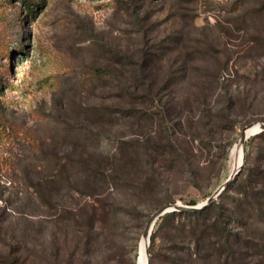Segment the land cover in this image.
I'll return each instance as SVG.
<instances>
[{
  "label": "rangeland",
  "instance_id": "374dc122",
  "mask_svg": "<svg viewBox=\"0 0 264 264\" xmlns=\"http://www.w3.org/2000/svg\"><path fill=\"white\" fill-rule=\"evenodd\" d=\"M236 1L0 0V264H139L155 210L202 203L230 176L241 128L264 121V50L251 48L245 29L264 28V21H245ZM184 64L222 73L231 91L210 98L211 111L220 114L212 132V118L204 117V128L203 112L192 108L181 117L189 141L180 145L184 157L166 146L151 165L144 145L158 131L159 104L167 98L160 78ZM195 72L182 84L190 100L198 97ZM150 84L156 99L146 102ZM122 85L137 88L136 98L122 94ZM229 94L249 110L226 113ZM133 109L140 115H126ZM186 117L199 137L189 133ZM249 138L245 162L248 150L264 144ZM79 155L108 158L112 176L88 174ZM64 158L74 161L57 174ZM242 169L231 183L240 182ZM68 205L80 226L56 220ZM164 238L157 236L155 252L165 248Z\"/></svg>",
  "mask_w": 264,
  "mask_h": 264
},
{
  "label": "trees",
  "instance_id": "16d2710c",
  "mask_svg": "<svg viewBox=\"0 0 264 264\" xmlns=\"http://www.w3.org/2000/svg\"><path fill=\"white\" fill-rule=\"evenodd\" d=\"M234 5L236 10L243 13L245 21H264V0H237ZM245 27L247 32L252 34L251 48L258 47L264 50V37L260 34L261 31H264V28L254 25L252 26L253 32H249L247 25ZM168 49L170 48L166 49V53L170 51ZM152 58L150 55L148 61L151 62ZM146 67L140 69L145 71ZM197 70L200 76L198 80L200 81L194 84V87L198 91V97L190 100L187 96L184 97L182 84L194 71L197 75ZM122 74H118L117 77L122 79ZM221 76L222 73L204 67H191L187 64L179 68L171 67L163 72L160 81L167 91V98L159 104L160 110L157 113L158 131L147 133L146 140L150 145H144V149L149 156V164L154 165L157 153L166 146L173 147L178 155L184 157V154L180 151V145L189 144V141L185 137L186 132L183 130L181 117L185 116L187 111L192 108H197L201 113L203 112L198 117V124L203 125L204 128L206 127V123L203 122L204 117H208L209 120L212 118L209 131H213L214 118L219 117L220 114H214L211 111L209 107L210 98L219 89H222L226 94L229 93L232 85L230 78H224L223 80ZM134 87L136 88V86ZM120 89L122 94L136 98L137 88L131 90L130 87L122 85ZM143 91L144 101L153 102L156 99L155 84L146 86ZM239 106L242 110H249L229 94L227 104L223 110L232 115L236 113L235 110L240 109ZM138 111L135 110L126 115L138 116L140 115L137 113ZM185 123H187L188 131L192 133L193 138L200 136L201 130L194 128L192 119L186 117ZM256 138L264 139V130L251 135L249 142L251 143ZM80 157L77 158V164L82 165L85 163L88 168L87 171H89L88 174L102 178L112 176L108 170L115 168L108 158L93 162L89 157ZM67 158H64V162H61L57 167V172L55 171L57 174L67 173V169L70 167L69 164L74 161H70L67 165ZM243 170H245V173L239 183H237L236 178L233 183H230L222 191L219 198L202 209L197 211H169L158 219L151 234V264H159V261L162 264H191V258H194V256L206 258L213 255H217L220 259L219 264H264V227L260 226V223L264 222V144L259 145L256 152H253V150L247 151ZM235 184L239 188L234 194H231ZM225 196L229 199L227 200ZM190 203L196 204L195 201ZM61 214L60 219H56L58 222L66 223L67 221L68 224L70 223V227L79 225L77 209L75 210V208L68 205ZM64 214L66 215L62 219L61 217ZM88 225L89 229L86 231L85 243L87 245L91 240L90 231L94 227L92 222ZM76 229L79 230L78 227ZM159 235L166 238H164L166 243L165 248L157 253L153 250L152 245L155 244Z\"/></svg>",
  "mask_w": 264,
  "mask_h": 264
},
{
  "label": "water",
  "instance_id": "95a60500",
  "mask_svg": "<svg viewBox=\"0 0 264 264\" xmlns=\"http://www.w3.org/2000/svg\"><path fill=\"white\" fill-rule=\"evenodd\" d=\"M256 129V130H255ZM255 130V131H254ZM264 130V121L257 120L252 121L246 125H244L240 130V136H238V140L241 141L242 147H243V160L241 164H233V169L230 174V176L202 203L199 204H184L181 202H172L165 204L161 207H159L157 210H155L149 219L146 222L145 228L142 233V237L146 238L148 241V247H147V254H148V263L151 264V254H150V240H151V234L152 230L154 228V225L156 224L157 220L164 215L166 212L174 211V210H180V211H197L199 209H202L203 207L207 206L211 202H213L221 193L222 191L232 182V180L235 178V176L240 172L242 167L245 163V151H244V145L246 140L253 134H256L260 131ZM251 134V135H250ZM237 141V140H236Z\"/></svg>",
  "mask_w": 264,
  "mask_h": 264
},
{
  "label": "bare ground",
  "instance_id": "6f19581e",
  "mask_svg": "<svg viewBox=\"0 0 264 264\" xmlns=\"http://www.w3.org/2000/svg\"><path fill=\"white\" fill-rule=\"evenodd\" d=\"M234 151L236 153L235 165H237V164L239 165V164H241V162L243 160L244 152H243L242 143L238 139H237V142L234 146ZM147 247H148V241L146 238L143 237L141 240V243H140V248H139V253H140L139 259H138L139 264H147L148 263Z\"/></svg>",
  "mask_w": 264,
  "mask_h": 264
}]
</instances>
